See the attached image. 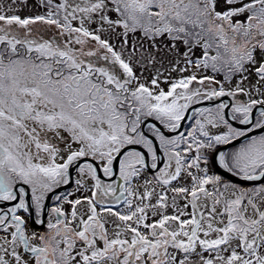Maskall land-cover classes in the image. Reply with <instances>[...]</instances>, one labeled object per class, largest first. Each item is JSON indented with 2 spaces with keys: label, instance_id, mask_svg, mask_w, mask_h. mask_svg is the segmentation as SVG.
I'll use <instances>...</instances> for the list:
<instances>
[{
  "label": "snow or ice",
  "instance_id": "1",
  "mask_svg": "<svg viewBox=\"0 0 264 264\" xmlns=\"http://www.w3.org/2000/svg\"><path fill=\"white\" fill-rule=\"evenodd\" d=\"M0 264H264V0H0Z\"/></svg>",
  "mask_w": 264,
  "mask_h": 264
},
{
  "label": "water",
  "instance_id": "2",
  "mask_svg": "<svg viewBox=\"0 0 264 264\" xmlns=\"http://www.w3.org/2000/svg\"><path fill=\"white\" fill-rule=\"evenodd\" d=\"M73 175H74V173H73ZM72 186V184L71 185H68V186H66V188L67 189H69L70 187ZM65 189L64 188H61V189H58L57 191L58 192H62V191H64ZM50 202V198H49V201H48V203Z\"/></svg>",
  "mask_w": 264,
  "mask_h": 264
},
{
  "label": "flooded vegetation",
  "instance_id": "3",
  "mask_svg": "<svg viewBox=\"0 0 264 264\" xmlns=\"http://www.w3.org/2000/svg\"><path fill=\"white\" fill-rule=\"evenodd\" d=\"M200 53L199 52H197V55H199ZM227 99V98H226ZM206 106V105H205ZM74 188V186L70 189V190H72ZM47 222V217H46V219H45V223ZM40 230H43V229H40Z\"/></svg>",
  "mask_w": 264,
  "mask_h": 264
},
{
  "label": "rangeland",
  "instance_id": "4",
  "mask_svg": "<svg viewBox=\"0 0 264 264\" xmlns=\"http://www.w3.org/2000/svg\"><path fill=\"white\" fill-rule=\"evenodd\" d=\"M114 42L118 43V41H114ZM74 179H75V173H74ZM50 204H51V201H50Z\"/></svg>",
  "mask_w": 264,
  "mask_h": 264
},
{
  "label": "bare ground",
  "instance_id": "5",
  "mask_svg": "<svg viewBox=\"0 0 264 264\" xmlns=\"http://www.w3.org/2000/svg\"><path fill=\"white\" fill-rule=\"evenodd\" d=\"M116 43V42H115Z\"/></svg>",
  "mask_w": 264,
  "mask_h": 264
}]
</instances>
